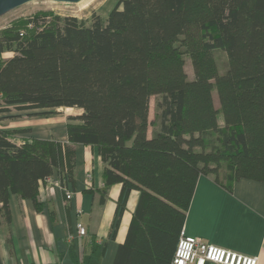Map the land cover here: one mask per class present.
<instances>
[{
    "label": "trees",
    "instance_id": "1",
    "mask_svg": "<svg viewBox=\"0 0 264 264\" xmlns=\"http://www.w3.org/2000/svg\"><path fill=\"white\" fill-rule=\"evenodd\" d=\"M60 107L81 110L65 142L16 144L23 130L0 129V212L8 218L11 194L40 210L39 182L54 170L63 182L73 145H90L103 191L121 184L122 201L139 191L113 264H170L199 175L227 191L240 178L264 182V0H116L88 23L38 11L5 27L0 112Z\"/></svg>",
    "mask_w": 264,
    "mask_h": 264
},
{
    "label": "crops",
    "instance_id": "2",
    "mask_svg": "<svg viewBox=\"0 0 264 264\" xmlns=\"http://www.w3.org/2000/svg\"><path fill=\"white\" fill-rule=\"evenodd\" d=\"M63 108L71 109L60 107L48 114L0 112V129L23 130L10 137L16 144L29 137L65 142L72 114H63ZM218 123L222 125L221 118ZM103 168L95 147L76 143L68 177L60 182L72 192L69 200L58 183L42 180L37 195L40 210L30 199L11 194L8 218L0 212V264H113L139 191L131 190L124 201L119 183L103 191ZM51 177L58 179L55 170ZM78 224L85 228L82 236ZM181 230L204 242L256 256L257 264H264V182L240 178L227 191L211 175H199Z\"/></svg>",
    "mask_w": 264,
    "mask_h": 264
},
{
    "label": "rangeland",
    "instance_id": "3",
    "mask_svg": "<svg viewBox=\"0 0 264 264\" xmlns=\"http://www.w3.org/2000/svg\"><path fill=\"white\" fill-rule=\"evenodd\" d=\"M116 0H96L92 3L89 7L80 11L79 9V2L78 3H65V2H55L49 0H35L27 2L7 13L0 16V32L7 26L12 25L15 21L19 19H24L30 16H33L38 11H49L54 12L59 15H70L75 16L80 20H84L86 23L90 21V18L94 14H99L101 16H106L109 10L115 5ZM78 6V7H77ZM12 52L5 51L1 54L2 58H8L12 55ZM184 68L189 78L193 77L191 62L189 56L184 54ZM216 58L219 65V70L223 71L225 65V53L222 50L216 51ZM214 102L216 106L218 105V100L216 97L215 89L212 91ZM158 99V96H151L149 101V118L150 120L153 119L154 115L156 114L155 111V103ZM63 114H72L76 115L80 113V109L78 108H71V109H61ZM150 130L152 127L150 126ZM221 173V171H220Z\"/></svg>",
    "mask_w": 264,
    "mask_h": 264
},
{
    "label": "built area",
    "instance_id": "4",
    "mask_svg": "<svg viewBox=\"0 0 264 264\" xmlns=\"http://www.w3.org/2000/svg\"><path fill=\"white\" fill-rule=\"evenodd\" d=\"M42 181L47 184L58 183L64 190L65 198L69 200L72 197V192L58 179L46 176ZM77 233L80 236L85 233V228L80 224L77 225ZM208 261L215 264H257V257L204 242L181 230L170 264H205Z\"/></svg>",
    "mask_w": 264,
    "mask_h": 264
},
{
    "label": "water",
    "instance_id": "5",
    "mask_svg": "<svg viewBox=\"0 0 264 264\" xmlns=\"http://www.w3.org/2000/svg\"><path fill=\"white\" fill-rule=\"evenodd\" d=\"M30 1H35V0H0V16ZM49 1L78 3L81 0H49Z\"/></svg>",
    "mask_w": 264,
    "mask_h": 264
},
{
    "label": "bare ground",
    "instance_id": "6",
    "mask_svg": "<svg viewBox=\"0 0 264 264\" xmlns=\"http://www.w3.org/2000/svg\"><path fill=\"white\" fill-rule=\"evenodd\" d=\"M96 0H81L79 2V9L80 11H83L84 9H86L87 7H89L92 3H94ZM78 7V6H77Z\"/></svg>",
    "mask_w": 264,
    "mask_h": 264
}]
</instances>
